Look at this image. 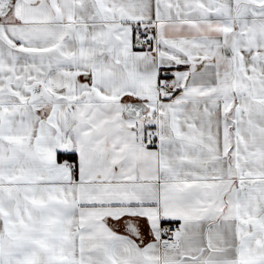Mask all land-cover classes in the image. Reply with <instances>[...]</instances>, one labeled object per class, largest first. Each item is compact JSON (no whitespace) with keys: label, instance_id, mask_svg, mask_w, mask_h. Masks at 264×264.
Wrapping results in <instances>:
<instances>
[{"label":"snow or ice","instance_id":"1","mask_svg":"<svg viewBox=\"0 0 264 264\" xmlns=\"http://www.w3.org/2000/svg\"><path fill=\"white\" fill-rule=\"evenodd\" d=\"M0 264H264V0H0Z\"/></svg>","mask_w":264,"mask_h":264}]
</instances>
